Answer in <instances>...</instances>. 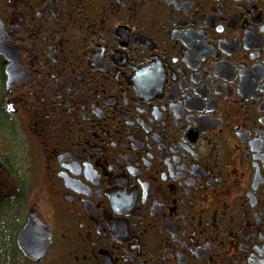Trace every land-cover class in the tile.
I'll return each instance as SVG.
<instances>
[{"label":"flooded vegetation","instance_id":"flooded-vegetation-1","mask_svg":"<svg viewBox=\"0 0 264 264\" xmlns=\"http://www.w3.org/2000/svg\"><path fill=\"white\" fill-rule=\"evenodd\" d=\"M0 134L12 264H264V0H0Z\"/></svg>","mask_w":264,"mask_h":264},{"label":"trees","instance_id":"trees-1","mask_svg":"<svg viewBox=\"0 0 264 264\" xmlns=\"http://www.w3.org/2000/svg\"><path fill=\"white\" fill-rule=\"evenodd\" d=\"M13 167L7 159L0 161V264H12L18 258L10 247L9 237L19 223L18 204L23 195L17 194V190L22 191L24 181ZM13 182H17L16 186Z\"/></svg>","mask_w":264,"mask_h":264},{"label":"rangeland","instance_id":"rangeland-1","mask_svg":"<svg viewBox=\"0 0 264 264\" xmlns=\"http://www.w3.org/2000/svg\"><path fill=\"white\" fill-rule=\"evenodd\" d=\"M4 159L9 160L13 168L20 172L22 181H24L23 187H26L27 202L30 203L37 199L42 187L38 183V174L32 169L31 160L24 145L17 139H8L0 134V161Z\"/></svg>","mask_w":264,"mask_h":264},{"label":"water","instance_id":"water-1","mask_svg":"<svg viewBox=\"0 0 264 264\" xmlns=\"http://www.w3.org/2000/svg\"><path fill=\"white\" fill-rule=\"evenodd\" d=\"M16 243L27 259L38 262L49 249L51 243L50 232L33 212H28L27 223L18 233Z\"/></svg>","mask_w":264,"mask_h":264}]
</instances>
